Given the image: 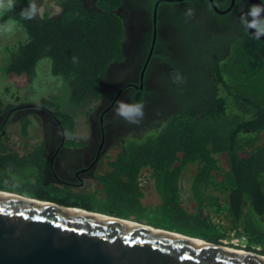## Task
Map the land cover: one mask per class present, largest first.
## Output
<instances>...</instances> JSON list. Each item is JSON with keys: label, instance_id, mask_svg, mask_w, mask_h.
Returning <instances> with one entry per match:
<instances>
[{"label": "trees", "instance_id": "trees-1", "mask_svg": "<svg viewBox=\"0 0 264 264\" xmlns=\"http://www.w3.org/2000/svg\"><path fill=\"white\" fill-rule=\"evenodd\" d=\"M156 1L144 2L151 17ZM230 1L215 3L224 10ZM34 2L40 15L33 20L20 17L29 0H16V7L0 16L2 23L11 18L26 31V39L18 46L6 47L11 58L1 69L3 75L32 81L39 62L48 59L51 74L69 82L74 104L99 100L108 68L126 59L125 3H143L55 0L58 10L52 13L41 9L38 0ZM170 2L163 1L176 5ZM186 3V10L173 9L174 14L171 13L180 31L184 30V22L186 29L187 25L192 27L198 19L196 15L207 17L209 10L223 25L219 30L210 27L202 37H197L199 33L191 35L197 37L191 51L200 58L201 65L200 77L193 76L194 93L189 96L184 92L180 102L171 101L165 111L158 106L154 110L159 111L158 115L122 137V149L111 157L108 169L79 184L47 178L44 146L31 147L27 142L22 153L11 148L7 128L12 120L5 119V115L13 106L5 105L0 97V190L135 221L209 243L226 245L227 241L230 247L247 250L238 251L264 256V40L250 35L240 21L236 33H225L231 21L227 15L214 13L215 16L209 0ZM251 5L248 0H237L233 9L243 6L247 12ZM189 8L193 10L190 17ZM189 18L193 19L188 21ZM203 31V27L198 30ZM183 36L181 32L178 46ZM181 49L177 52L181 53ZM185 53L188 54L187 45ZM158 56L170 68L165 72L175 70L170 54ZM145 93L141 92L138 99L134 93L132 101L141 103ZM39 104L56 107L55 114L62 118L64 128L71 134L76 131L73 115L47 99ZM32 123L29 116L23 118L21 138L27 140L30 136ZM144 171L150 173L154 201L146 200L147 188L140 185ZM189 172L192 174L188 178L187 202L182 181ZM233 239L244 247H235ZM234 248L230 249L237 250Z\"/></svg>", "mask_w": 264, "mask_h": 264}, {"label": "water", "instance_id": "water-1", "mask_svg": "<svg viewBox=\"0 0 264 264\" xmlns=\"http://www.w3.org/2000/svg\"><path fill=\"white\" fill-rule=\"evenodd\" d=\"M209 2L221 14L230 12L235 5L231 0L221 10L215 0ZM5 193L11 196L0 195V264H264V259L223 249L224 245ZM69 208L90 215L65 210Z\"/></svg>", "mask_w": 264, "mask_h": 264}, {"label": "flooded vegetation", "instance_id": "flooded-vegetation-1", "mask_svg": "<svg viewBox=\"0 0 264 264\" xmlns=\"http://www.w3.org/2000/svg\"><path fill=\"white\" fill-rule=\"evenodd\" d=\"M163 1L165 2V0L155 2L152 17L148 6L144 5L145 0H141L142 6L125 3L127 39L124 43V53L126 59L124 62L111 65L102 78L101 98L94 101L95 107L88 115L90 127L88 136H82L77 129L71 134L64 128L62 118L57 116L53 109L39 103L13 107L5 115V119L10 117L12 121L18 123L19 128L28 113L36 115L37 122L31 120L38 123L41 130L40 137L36 140H30L29 137L27 140L21 138L23 148L16 151L22 153L27 142L31 147L44 146V154L48 163L47 178L79 184L93 179L94 173L108 169L111 157L122 149V137L127 132L138 129L136 127L138 125H129L128 122L115 114L114 108L117 101L134 103L131 96L135 93V98L138 99L141 92L146 91L145 99L141 102L144 105L145 115L147 111L151 112L157 109L155 105L146 107L147 101L150 99L147 91L151 93L157 88L159 86L158 75L165 69H170L158 54L172 56L175 53L172 51V46L178 43L181 34L172 21L173 8L171 7L174 6L172 3L185 8L186 1L190 0L177 3L171 1L172 5L165 4ZM158 2L155 20L154 12ZM236 3L237 0H235L234 6ZM200 5L196 7L202 9L203 6ZM204 6L207 7L206 4ZM240 8H232L233 10L226 14L218 13L213 8V14L227 15L231 21L225 33L230 34L238 31L239 18L243 13H246L243 6ZM208 12L205 13L210 20V27L214 30L223 28V25L219 24V21L210 13L211 11ZM145 115L141 124L149 119Z\"/></svg>", "mask_w": 264, "mask_h": 264}, {"label": "rangeland", "instance_id": "rangeland-1", "mask_svg": "<svg viewBox=\"0 0 264 264\" xmlns=\"http://www.w3.org/2000/svg\"><path fill=\"white\" fill-rule=\"evenodd\" d=\"M41 9H49L52 13L56 12L58 8L55 6V0H38ZM174 10H186L184 7H180V5H174ZM198 19L193 22L192 27L187 25V29L184 24L181 27H184L181 32H183V38L181 40V45L178 46L176 43L172 46V51L175 53L171 56L175 65V70H170L165 72L166 69L158 75L161 76V82L159 80V86L152 90L150 94V99L147 101L146 107L152 106H162V111H165L170 105L171 101H174V104H178L181 94L184 92L189 94L194 93L195 86L193 83L196 81V77H200V64L198 63V59L200 58L193 56L192 54V42L195 39L197 42V37L204 36V33L210 29V20L207 17H200V15H196ZM193 19V18H191ZM190 18L188 21L191 20ZM199 20V21H198ZM16 22V21H15ZM0 24L2 22L0 21ZM191 24V22H189ZM204 28L203 33L198 32L199 29ZM189 29L190 32H189ZM188 30V32H186ZM189 33V34H188ZM199 33L197 37H192ZM189 35L188 37L186 35ZM26 39V31L24 28L16 22L15 30L6 36H0V97L3 98L5 105H12L13 107L17 106H27L32 104H38L43 99H47L52 101L55 106H58L60 110L71 114L75 117L77 122V131L82 136H88L90 132L89 127V120L88 115L91 113L92 109H94V101L89 100L83 103L82 105L78 106L74 104L71 100L72 89L70 87L69 82L60 76H53L51 74V63L48 59H43L39 62L36 69V76L32 81L27 80V78L23 77H14V78H7L3 75L1 69L3 66L7 65L10 61L11 55L6 52V47H16L21 41ZM188 46V54L185 53V46ZM181 47V53L177 52L178 48ZM177 49V50H176ZM165 72V73H164ZM164 73V74H162ZM167 73V74H166ZM179 74L181 80L179 82H174V78L176 75ZM193 76H196L193 80ZM56 110V107L53 108ZM146 110V109H145ZM159 111L152 110L151 112L146 113V117H153V115H158ZM28 116L35 120V115L33 113H28ZM37 122V121H36ZM129 125H137V124H130ZM141 124V123H140ZM138 124L136 127H140L141 125ZM8 133L10 137L9 144L15 147V149L21 150L23 148V141L19 135V125L18 123L12 121L8 125ZM40 128L38 123H34L31 126V133H30V140H36L40 137ZM131 134L130 132L126 133V135ZM19 142V143H18ZM191 172L188 173L186 178L182 181L183 187V195L187 202H189V183L188 178L191 176ZM147 188V197L146 200L148 202L154 201L155 197L152 193L150 183L145 186ZM227 247V241H224ZM236 247V245H241V241L238 239H233L231 241ZM244 247V245H243ZM234 248V247H230ZM237 249V248H234ZM237 250H245L243 248ZM247 251V250H245ZM243 251V252H245Z\"/></svg>", "mask_w": 264, "mask_h": 264}, {"label": "clouds", "instance_id": "clouds-1", "mask_svg": "<svg viewBox=\"0 0 264 264\" xmlns=\"http://www.w3.org/2000/svg\"><path fill=\"white\" fill-rule=\"evenodd\" d=\"M16 7V0H0V16L12 11ZM40 15V9L34 0H29L27 7L20 11V17L23 20H33ZM187 15H193V10L188 9ZM240 25L245 31H251L255 38L264 37V3L253 4L243 13L240 18ZM16 28V22L11 18L0 24V36L11 34ZM75 61V58H73ZM181 77L179 74L174 78V82H179ZM117 116L130 124H140L144 118V105L142 103H127L117 101L114 108Z\"/></svg>", "mask_w": 264, "mask_h": 264}, {"label": "bare ground", "instance_id": "bare-ground-1", "mask_svg": "<svg viewBox=\"0 0 264 264\" xmlns=\"http://www.w3.org/2000/svg\"><path fill=\"white\" fill-rule=\"evenodd\" d=\"M0 195H4V196H11L10 194L8 193H5V192H0ZM45 205V204H44ZM56 207V206H54ZM59 209H63V208H59ZM66 211H70V212H75V213H85L87 215H90L84 211H81V210H78V209H73V208H69V209H65ZM98 215V214H97ZM98 217H103V216H98ZM124 223H127V224H130V225H134V224H131L129 222H124ZM223 249H227V250H231V251H237L239 253H242V254H245V255H248L250 257H255V258H260V259H264V257L260 256V255H257V254H253V253H249V252H243V251H238V250H233V249H230V248H227V247H222Z\"/></svg>", "mask_w": 264, "mask_h": 264}, {"label": "built area", "instance_id": "built-area-1", "mask_svg": "<svg viewBox=\"0 0 264 264\" xmlns=\"http://www.w3.org/2000/svg\"><path fill=\"white\" fill-rule=\"evenodd\" d=\"M18 143H19V142H18ZM10 146H11V148L14 149V150H19V149H15V147H13L12 145H10ZM139 180H140V185H141L142 187H145L146 185H148V184L150 183V173H149L148 171H144V172L141 174Z\"/></svg>", "mask_w": 264, "mask_h": 264}]
</instances>
